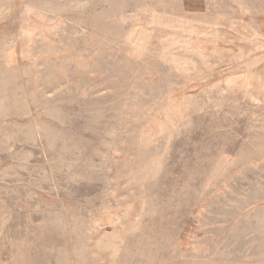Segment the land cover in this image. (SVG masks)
<instances>
[{
    "label": "rangeland",
    "instance_id": "obj_1",
    "mask_svg": "<svg viewBox=\"0 0 264 264\" xmlns=\"http://www.w3.org/2000/svg\"><path fill=\"white\" fill-rule=\"evenodd\" d=\"M0 264H264V0H0Z\"/></svg>",
    "mask_w": 264,
    "mask_h": 264
}]
</instances>
